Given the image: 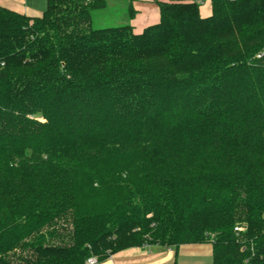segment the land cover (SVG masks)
Here are the masks:
<instances>
[{
	"label": "trees",
	"instance_id": "trees-1",
	"mask_svg": "<svg viewBox=\"0 0 264 264\" xmlns=\"http://www.w3.org/2000/svg\"><path fill=\"white\" fill-rule=\"evenodd\" d=\"M0 6V264H85L208 244L264 264V0Z\"/></svg>",
	"mask_w": 264,
	"mask_h": 264
},
{
	"label": "crops",
	"instance_id": "crops-1",
	"mask_svg": "<svg viewBox=\"0 0 264 264\" xmlns=\"http://www.w3.org/2000/svg\"><path fill=\"white\" fill-rule=\"evenodd\" d=\"M128 4L130 24L136 32H140L144 27L154 24L159 19L158 9L153 0H119ZM168 1V0H156ZM0 6L11 11L36 17L41 15L46 9L45 0H0ZM200 15L209 16L211 13L210 1L201 2ZM132 12V13H131ZM200 247L199 245H181L180 247ZM177 253L173 249H165L158 246L134 247L119 251L109 255L96 264H181L179 261V250ZM210 247V245H209ZM202 248V247H200ZM211 251V247L207 251ZM193 262V261H192ZM191 262V263H192ZM185 264V263H184ZM197 264V261H196Z\"/></svg>",
	"mask_w": 264,
	"mask_h": 264
},
{
	"label": "rangeland",
	"instance_id": "rangeland-1",
	"mask_svg": "<svg viewBox=\"0 0 264 264\" xmlns=\"http://www.w3.org/2000/svg\"><path fill=\"white\" fill-rule=\"evenodd\" d=\"M128 4L119 0H107L106 7L91 13V26L93 28H107L124 26L130 24ZM132 13V12H131ZM200 247H180L179 261L181 264H211L212 257L208 244H201ZM96 259V256H92ZM193 261V262H192ZM192 262V263H191Z\"/></svg>",
	"mask_w": 264,
	"mask_h": 264
},
{
	"label": "built area",
	"instance_id": "built-area-1",
	"mask_svg": "<svg viewBox=\"0 0 264 264\" xmlns=\"http://www.w3.org/2000/svg\"><path fill=\"white\" fill-rule=\"evenodd\" d=\"M201 4V2H200ZM97 260L93 257H90L88 258L86 261H85V264H96Z\"/></svg>",
	"mask_w": 264,
	"mask_h": 264
}]
</instances>
